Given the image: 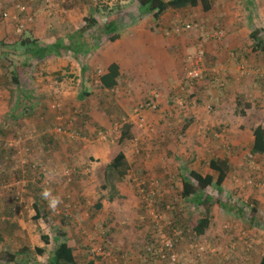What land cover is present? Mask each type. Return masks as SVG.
Wrapping results in <instances>:
<instances>
[{"label": "crops", "instance_id": "obj_1", "mask_svg": "<svg viewBox=\"0 0 264 264\" xmlns=\"http://www.w3.org/2000/svg\"><path fill=\"white\" fill-rule=\"evenodd\" d=\"M2 1L8 2V0ZM2 1L0 0V3ZM133 5L129 4V1H125L124 4H107L95 9L96 13L101 11L106 15L102 17V26L97 27L98 29L94 34L88 35L86 33L85 35L92 43L96 44V49L93 52L89 51L86 54L75 56L72 52L67 51L59 56L53 54L35 60L36 62H40L41 70H37L38 73H34L31 70L28 74V80L29 91L36 98V107L23 119L18 121L9 120L7 115L8 101L5 104L0 100V109L4 107V110L0 112V132L2 130L9 131V128L14 126V133L19 138H23V140L20 139V144L22 141V147L19 149H0L1 212L8 211L9 204L15 210L14 216L3 215L5 216L3 218L10 220L13 224L11 226L15 227H2L5 230V244H3L5 245V250L9 249L6 247L8 246V242L15 241L21 243L26 237L23 219L27 217L22 216V210L29 209V206L33 205L34 209L32 208L29 211V215L35 214L34 216H39V218L43 219L44 216L38 213V207L44 213L43 215L50 218L45 207H43L44 204L48 205V201L39 198L43 190L50 189L51 195L54 197H61L62 195L67 197V199H61L58 209L55 210V213L59 214L61 208L64 210L66 208L67 210L72 202L79 199L81 195L88 193L86 190V180L81 176L87 174L88 171L94 172L92 164L94 159L90 155L91 150L87 152V145L85 149L76 147L75 149L69 150L61 147H48L47 142H43L44 132L39 131L44 130L52 122L50 119L51 114L42 109L44 107V100H40L35 96L38 90H46L47 93L61 91L60 96L64 99V102L69 101L68 104H65V109L69 112L68 115H70L71 108L74 106L73 102L77 99L76 97L72 98L73 96L71 95L74 93V95L76 94V96H79L83 100L82 94L90 92V95L87 97L91 98V100L89 101V105L84 100L86 104L81 109L83 112V121L79 123V126L83 125L86 127L88 125H95L100 129L103 127L108 128L109 125L111 127L116 125L117 127L119 126L120 137L123 124H137L142 128V134L131 141H138L139 139L148 137L162 144L165 140H171L174 143L170 142L167 147L160 145L159 147H155L154 150L158 149L156 151L158 153H160V150H164L166 155H188L194 163L199 161L200 157L204 158V162L207 165L205 172L201 168H196V165L194 167L185 166L190 171L196 170L202 174H213L217 177L216 171L210 165L211 160H227L228 176L224 182V187L227 181L233 180L231 174L233 175L235 171L245 172V164L242 161H239L237 164L231 156L246 158V153L250 151L254 139L253 129L261 124L264 126V122L260 121L255 123L250 118V116L255 117L260 114L257 111L259 107L261 109L260 112H264V77H262L264 76V0H249L246 4H238L237 6L239 8L237 9L240 10V13L237 12V9H230L231 11H235V17L231 18L227 23L229 34L225 38L224 44H221L219 47L211 45V43L209 45L206 44L209 51L207 56L212 61L226 62L227 67L225 68L228 69L223 75V77H226V85L224 88L218 87L212 83L211 79L204 78V76L197 82V88L195 89L196 104L191 105L189 103L191 107L185 106L184 108L179 105V97L185 93L183 89L185 83V57L187 58L191 54V48H194L192 38L179 37L173 29L172 32H169L167 23L170 21L167 17L172 20L171 13L165 16L159 26H156L152 13H141L139 4L136 6L138 10L136 12L133 10L135 7ZM11 9L10 11H14L13 8ZM180 11L177 10L174 14L179 16ZM247 12H254L253 16L256 23L251 28H245L246 23L248 25L251 23L249 21L252 20L249 14L246 15ZM107 13H111V17L115 18L116 30L114 34L118 35V39L115 41L109 39V34L99 32L104 30L106 22L110 21L108 19L111 17L108 18ZM94 17L100 23L98 18L100 16L96 14ZM173 22H170L171 26ZM66 23L64 22L63 24ZM54 25L56 24H53L52 27ZM81 27L78 26L71 30L67 29L68 27L62 28V31L58 35L52 38L48 37L46 43H54L58 39L66 43L71 36L74 37V31ZM255 29L260 30V36L263 40L262 46L259 49L254 48V43L251 38V33ZM231 50L236 52L237 58L246 64V66L256 68L252 72L254 73L253 76H249L251 70H248L247 74L239 71L238 67L234 65L235 59L232 57L234 56L233 52H231V59H228L227 53ZM31 60L33 61V59ZM112 62H117L121 66V78L119 85L109 90L101 87L99 84V76L106 72L107 67ZM255 73H260V75ZM0 86L5 87L3 83L1 84V81ZM5 90L0 88V95ZM209 94L210 96L216 97V108L219 113L218 117H216L218 118L217 120L213 119L210 121L215 131L201 129L205 126L204 123L210 124L204 117L205 105H203V103H207V96ZM45 97H48V95L41 92L40 98ZM150 98L156 100L158 108L145 111L143 118L137 119L135 116V107L138 103L147 101ZM77 105L81 107L82 101L77 102ZM241 108L244 109V113L246 114L238 113ZM88 116L90 117V123L87 120ZM201 131H206V134H203ZM218 132L221 133H219L220 136L225 137L227 143V146L224 144L225 149L224 151L222 150V154L220 153L222 149L221 142L217 143L218 146L213 145L212 147V144L216 143L215 140L217 137H215V133ZM178 139L198 141L200 144L206 143L208 148L200 146L188 151L187 148H181L176 145ZM17 144H19L18 141ZM109 151L104 156L100 155V157H97L98 155L96 156L91 152L96 160L99 161L98 163H102L96 167L97 172H100L102 167L104 171L105 168L106 170L111 169L107 166ZM60 157L66 159L64 160ZM205 157L208 158L205 159ZM64 162L68 164L65 165ZM89 164L90 167L88 168ZM66 170L70 171L69 175H65ZM96 170L95 173H97ZM30 173H34L32 180H30ZM184 175L186 176L187 172L181 173L180 180H177L176 184H174L176 187L180 186L182 188V177ZM22 180H27L29 183ZM166 183H164L165 187H167ZM96 186L98 187V185ZM102 186L104 187V184L101 185V188ZM114 187L119 190V192L115 193V198L119 195L131 197L130 194H134L132 189L127 186L126 188H122L119 183L109 186V191ZM216 190L218 191L217 188ZM182 199L185 204L181 200L177 202L182 206V209H184L187 203L193 206L194 210L198 209V211L203 212V207L205 206L199 202H193L183 197ZM222 200L226 201L230 205V208L224 209L220 214L219 220L204 235L200 236V239L202 237H211L212 239L209 244L212 245H219V241L225 238L222 236L224 231L221 227L222 220L228 224L232 216L243 215L237 207L231 205V201ZM14 201L16 203L13 205L12 203ZM102 205L103 207L101 209L106 211V214H110L112 219H116V216H125L128 212V209L121 210L120 206L117 212L118 204L114 209H111L112 211H107L108 205H106L105 200H102ZM82 207H84V204H79L78 210ZM205 213H207V209L204 211ZM86 214H82V219H86ZM204 214L199 215V218H202ZM71 215L78 218V214L75 212ZM102 216L98 215L95 217V220L100 219ZM81 227L82 225L80 223ZM114 228L116 227L113 226ZM117 230L118 227L115 231ZM63 233L64 236L62 238H59L57 235L55 244L59 241L66 240L78 252L85 251L81 247V237L77 238L75 236L74 239L69 229ZM114 233L116 234L117 232ZM42 235L52 236L48 231ZM42 235L40 238L44 241ZM227 238L229 237L227 236ZM76 240L79 241V247L74 245ZM118 244H124L123 237ZM36 246L46 249L50 244L38 242ZM250 246L252 247V245ZM21 248L19 247L15 251H9L15 253ZM33 248L35 249V245ZM128 250H132L130 245ZM215 250H218L221 254L222 249L217 247L212 251ZM218 252H216L217 255H219ZM216 253L212 256V259L217 256ZM236 255H239V252ZM236 255L232 257V260L228 259L224 264H238L241 256L239 255L237 259ZM207 263L220 264L219 261L213 262L211 259ZM95 264H98L96 260Z\"/></svg>", "mask_w": 264, "mask_h": 264}, {"label": "rangeland", "instance_id": "obj_2", "mask_svg": "<svg viewBox=\"0 0 264 264\" xmlns=\"http://www.w3.org/2000/svg\"><path fill=\"white\" fill-rule=\"evenodd\" d=\"M18 1L27 5V9L34 14L35 17L34 22L28 24L23 32L18 31L15 22L8 21L4 18L1 9L8 8L12 10L11 8H13L14 4ZM125 1H129V4H134L133 6L135 7L133 10L138 12L136 8L138 3L136 0H55V4L51 7H46L37 0L2 1L3 4L0 3V81L5 87L0 86V88L6 90L0 95V100L6 104L9 99L8 89L15 87L10 80L12 71L23 62H29L30 56L24 54L26 46H22L20 43L23 39L31 38L46 43L48 37L52 38L58 35V33L62 31V28L68 27L67 29L71 30L78 26L84 27L91 22V17L98 14L100 16L98 17L100 23H97V25L87 31L88 35L94 34L98 29L97 27L100 25L102 26V17L106 15L103 12L96 13L95 9L107 4H124ZM238 4H241L239 0L236 2L235 0H217L216 9L205 12L200 7H190L180 11L179 16L174 14V11L171 13V19L176 22H173L167 17L170 22H173L172 26L170 22L167 23L169 32H172L173 29L179 37L184 36L186 38H192L194 48H191V54L202 44L206 52V64L209 68V72L204 78L207 77L211 79L212 83L222 88L226 85V77H223L228 69L225 68L227 67L226 62L212 61L207 56L209 52L207 45L211 43V45L219 47L221 44H224L225 38L229 34L227 23L231 18L235 17V11H231L230 9L239 8L237 6ZM237 12L240 13V10L237 9ZM12 13H14V11ZM248 14L252 17V20L249 21L251 23L248 25L246 23L245 28H251L256 23L253 16L254 12H247L246 15ZM64 22L67 23L63 24ZM183 23H189L191 28L188 30L185 29ZM53 24L56 25L52 27ZM218 28L224 29V36L221 40L212 37L213 32L216 31L214 29ZM231 52L233 51L231 50L227 53L228 59H231ZM233 53L234 56L232 57L235 59L234 65L238 67L239 71L247 74V71L251 70L249 76H253L254 73L252 72L255 71L256 68L246 66V64L242 63V61L237 58L236 52L234 51ZM185 59V62H187L188 57H185ZM242 66L245 67V71H242ZM31 70H33L34 73H38L37 70H41L40 62L33 60L30 71ZM255 74L260 75V73ZM28 76L29 75H27V77ZM41 92L46 93L48 97L40 98ZM60 92L61 91L47 93L46 90H38L37 94H35L38 99L44 100V107H42V109L51 114L50 119L52 123L44 128V130L39 131H42V133L44 132L43 134L46 136L43 142H47L48 147H61L69 150L75 149L76 147L85 149L87 145V152L91 150L96 156L98 155L97 157H100V155L104 156L109 151L110 147L118 142L119 126L113 125L111 127L109 125L108 128L103 127L104 129H98L95 125H88L86 127L83 125L79 126V123L83 121V112L81 111L83 106L80 105L81 107H79L77 102L82 99L76 96V94L74 95V93L71 95L73 96L72 98L76 97L77 99L73 102L74 106L71 108L70 115H68L69 112L65 109V104H68L69 101L64 102V99L60 96ZM209 96L210 94L207 96V103H203V105H205L204 117L211 125L204 123L205 126L201 129L209 131L211 129L215 131L210 121L213 119L217 120L218 118L216 117H218L219 113L216 108V97L212 95ZM181 98H183V101H186L184 105H181L179 102L182 108L185 106L191 107V105L196 104L195 94L191 97L189 92H185L182 96L180 95L179 101ZM192 99L194 102L190 105L189 101ZM90 100L91 98H86L88 103ZM55 104L59 105L55 107ZM3 110L4 107L0 109V112ZM260 110L259 107L257 111L260 114L257 116H250L255 123L260 121L264 122V112H260ZM66 115L68 116L66 117ZM87 120L90 123L89 116ZM201 132L206 134V131ZM219 133L220 132L215 133V137H217L215 140L216 143H213L212 147L213 145L218 146L217 143L221 142L222 149L220 153L222 154V150L224 151L225 149L224 144L227 146V143L225 137L222 135L220 136L221 133ZM20 139L23 140L22 137L19 138V136L14 133V126L10 127L9 131L2 130L0 132V149H19L22 147V141L20 144ZM6 141L12 143L9 145L10 148L5 147ZM17 141L19 144H17ZM170 142L174 143L171 140H165L160 144L159 141L152 140L148 137L139 139L138 141H130L125 148L127 158L131 163V171L127 179H121L116 172H112L114 170L108 169V171L105 168L104 171L103 167L100 172H97L96 167L102 163H98L99 161H97L90 152V155L94 159L92 163L94 172L88 171L87 174L81 176L86 180V190L88 193L81 195L79 199L72 202L67 210L66 208L65 210L61 208L59 214H56L47 204H44L43 207H45L50 218L44 216L42 219L39 218V216H34L35 214L29 215V211L32 210V208L34 209L33 205L29 206V209L22 210V216L27 217L23 219L26 237L21 243L15 241L8 242V246L6 247L9 249L7 250L15 251L19 247H30L26 259L30 261V263L43 264L46 262L47 255L50 254L55 245L57 235L61 234L62 238V233L69 229L74 239L75 236H77V238L81 237V247L85 249L83 256L78 252L79 264H84L87 259L92 257L95 258L98 264H208L207 262L210 259L213 262L219 261L220 264H224L228 259L232 260V257L236 255L237 252H239L241 256L238 264H259L261 258L264 256V227L260 225L259 222L253 224L250 215L255 214L252 212L254 205L259 210V213L264 216V157H251L249 156L250 151L246 153V158L231 156L233 161L237 162V164L239 161L245 164V172L235 171L233 175L231 174L233 180L227 181L222 193L218 192L214 187L208 189V194L231 201L233 203H231V205L234 207L244 208V214H239L236 217L232 216L228 224L222 220L223 224L221 223V227L224 230L222 236L225 238L219 241V245H212L209 244L212 239L211 237H202V239H200L190 226L193 220L191 217L192 214L196 213L201 216L204 214V211H206V208L203 207V212H200L198 209L194 210L193 206L186 203L184 207L185 210L182 209V206L177 203L179 200L184 203L182 199V190L180 186L176 187L174 185L177 180H180L181 173L187 172L188 174V172H190L185 166L194 167L196 165V168H201V170L205 172L207 165L202 157H200L199 161L194 163L188 155H166L164 150H160V153L156 152L158 149L154 150L155 147H159L160 145L167 147ZM176 145L181 148H187L188 151H191L194 147L200 146L208 148L206 143L200 144L198 141L183 139H178ZM60 158L66 159L64 157ZM207 158L208 157H205V159ZM64 164L67 165L68 163L64 162ZM69 167L72 168L71 166ZM89 167L90 164L88 165V168ZM95 170L97 173H95ZM29 176L31 178L30 180H32L34 173H30ZM77 179L79 178L77 177ZM253 179L255 184H247L249 180L253 181ZM149 180L160 181V191L158 188V191L152 194L150 192L154 189L143 188L141 183L145 181L149 184ZM22 181L29 183L27 180ZM165 182H167V187L164 186ZM116 183H119L122 188H126V186L129 187L134 191V194H130L131 197L119 195L115 198V193L119 192V190L114 187L109 191V186L112 184L116 185ZM103 184L104 187L102 186L101 188ZM96 185H98V187ZM168 191L169 193H167ZM39 198H42V196ZM99 198L106 201V205H108L107 211L109 212L112 211L111 209H114L117 204V212L119 211V206L123 211L128 209V212L125 216H116V219H112L111 215L106 214V211H103V209L99 210L94 208L93 205ZM60 199H67V197L62 195ZM118 200L120 201L117 202ZM15 201L12 203L13 205L16 203ZM79 204H84V207L80 210H78ZM8 207V211L2 213V206H0V253L5 250V245H3L5 244V230L2 227L7 226L15 228L11 226L13 224L10 220H5V218H3L5 217L3 215H15L13 206L9 204ZM73 212L78 214V218L71 215ZM84 213H87L85 216L86 219H82V214ZM154 214H158L162 219L156 218ZM247 214H249V216H247ZM98 215L103 216L95 220V217ZM80 223L82 225L81 228ZM113 226L116 228L118 227V230L115 231L116 228L113 229ZM158 227L163 228L162 233H159ZM174 230L181 232L178 236L179 240L176 245L177 252L180 255L179 262L171 263L168 259L152 255L147 251L148 247H158L156 243H164L167 237L173 235ZM46 231L51 234L52 231H54V233L50 237V246L45 249L47 253L45 256L44 254H39L33 247L34 245L36 247L38 242L46 244V242L42 241L40 238ZM114 232L117 233L115 234ZM227 236L229 238H227ZM122 237L124 238V244L119 245L118 242ZM226 241H228L227 244ZM222 243L224 244L221 245ZM74 245L79 247V241L76 240ZM129 245L133 251L128 250ZM250 245H252V247ZM94 247H99L102 251L107 252L109 254L107 258L104 259L103 256L97 255L93 251ZM201 247H203V249H201ZM217 247L222 249L221 254L218 250L212 251ZM88 250H90L91 254ZM216 252H218L219 255H217ZM215 253L217 256L212 259ZM239 255H236L237 259ZM0 264H6V262L0 259Z\"/></svg>", "mask_w": 264, "mask_h": 264}, {"label": "trees", "instance_id": "obj_3", "mask_svg": "<svg viewBox=\"0 0 264 264\" xmlns=\"http://www.w3.org/2000/svg\"><path fill=\"white\" fill-rule=\"evenodd\" d=\"M41 2L46 7H51L55 4V0L53 5L48 6L45 3V0H37ZM139 4V9L141 13H152L155 18L156 26H159L161 22L164 20L165 16L169 13H172L177 10H185L190 7H200L203 11L207 12L212 9H216L217 0H136ZM249 0H239L242 4H246ZM23 3L18 1L14 4L13 10H16V4ZM3 4V2L1 3ZM4 6V5H3ZM2 14L4 12H13L10 11L8 8H1ZM100 10V9H99ZM101 12V11H100ZM112 12V11H111ZM108 18L111 17V13H107ZM29 17H32L33 20L29 21ZM8 21L15 22L18 27L17 21L9 18L6 19ZM20 20L24 23L25 29L28 24H32L35 20L34 14H32L28 9L26 12L20 14ZM91 22L81 27L78 30L74 31V37L71 36L68 41L65 43L61 39L56 40L54 43H45L36 39H23L20 43L22 46H26L24 50L25 55H29L30 59L29 62L25 61L12 71V77L10 78L11 83L15 85L14 88H9V99L7 105V115L9 120L11 121H18L23 119L32 109L36 107V98L31 95L29 91V80L27 75L30 72L32 60L45 58L49 55H62L65 52L69 51L72 52L75 56L79 54H86L89 51L93 52L96 49V44L92 43L88 38L85 37L86 33L90 28L97 25L98 21L95 17H91ZM105 24V28L101 32L102 34H109V39L111 41H115L118 39V35L114 34L116 30V22L115 18L111 17L108 19ZM189 24V23H188ZM186 23H183L185 26ZM191 26V25H190ZM214 30H222L224 29L218 28ZM215 32V31H214ZM214 38V37H213ZM251 38L254 43V48L259 49L262 46V38L260 36V30L255 29L251 33ZM202 46V44L200 45ZM199 46V47H200ZM203 47V46H202ZM187 63V62H186ZM186 66V64H185ZM121 78V66L117 62H112L106 69V72L102 73L99 76V84L104 89H114L119 85V81ZM90 92H85L82 94L83 100L82 104H86V98L90 95ZM141 103V102H140ZM138 103V105L140 104ZM82 105V106H83ZM89 105V103H88ZM138 105L136 107H138ZM240 106V103H239ZM135 107V108H136ZM241 114L244 113V109H239ZM142 134V128H140L137 124L134 123H125L122 126L120 137L118 138V142L114 144L109 153H108V162L107 166L114 170L118 174L121 179H127L131 171V164L127 158L125 148L127 144L133 140L138 138ZM253 143L250 148L249 156H259L264 157V126L258 125L253 129ZM46 136L43 137L45 139ZM7 142V141H6ZM5 142V143H6ZM5 147L10 148L9 146ZM212 169H214L217 173V177L213 174H202L196 170H191L189 174L182 177V197L187 198L193 202H199L203 206L206 207L207 213L203 215L202 218H199V215L194 213L192 214L193 220L190 223L191 228L193 231L200 237L204 235L208 229L216 223L219 218L220 214L224 209L230 208V205L222 200L219 197H214L207 193L210 187H214L218 189V192L222 193L224 189V182L228 176V161L222 159H213L210 163ZM251 185L255 184L254 179ZM250 184V183H247ZM161 182L158 180H149V184L144 181L142 184L143 188L145 189H154L152 194L160 191ZM160 196V195H159ZM156 197V196H154ZM154 203V201H153ZM95 209H101L102 199H97L95 204L93 205ZM38 213L42 216L44 213L37 207ZM238 210L244 214V208L238 207ZM252 212L255 213L254 215H250L251 222L256 224L257 222L260 223L264 227V216L259 213V210L256 206L253 205ZM249 216V214H247ZM54 231H52L53 235ZM64 236V233H62ZM61 238V234L58 235ZM43 240L46 243L50 242V235H42ZM156 246L160 247L159 243H156ZM147 249V248H146ZM39 254L47 255L46 251L42 247L36 246L35 249ZM177 250V249H176ZM30 251V247H23L18 252L12 253L8 250L2 251L1 258L6 262V264H36L30 263L26 259L27 254ZM148 251V250H147ZM146 253L148 254V252ZM85 252V251H84ZM90 252V250H88ZM83 256V252H80ZM91 254V252H90ZM93 254V253H92ZM78 251L74 247L70 246L66 240L59 241L55 244L54 248L47 255V260L43 264H79L78 259ZM84 264H95V258L92 257L87 259ZM259 264H264V256L261 258Z\"/></svg>", "mask_w": 264, "mask_h": 264}, {"label": "built area", "instance_id": "obj_4", "mask_svg": "<svg viewBox=\"0 0 264 264\" xmlns=\"http://www.w3.org/2000/svg\"><path fill=\"white\" fill-rule=\"evenodd\" d=\"M46 5L51 6L54 3V0H45ZM27 11V5L24 3H18L16 4V10L14 13L10 12H4L3 16L5 19H13L17 21L18 23V31L23 32L25 30V25L23 22L20 20V14L24 13ZM33 18L29 17V21H32ZM191 26L190 24L185 25V29H190ZM224 36V32L222 30H216L213 32L212 37H214L217 40H221ZM243 70L245 69L244 66H242ZM209 72V68L207 67L206 64V52L204 47L200 46L198 47L194 53L190 54L187 59V63L184 69V87L183 89L185 92H189L191 94V97L195 94V89H196V84L197 82L202 79L207 73ZM224 84V83H222ZM186 101H183V98L180 99V104L184 105ZM190 104L193 103V99L189 101ZM59 104H55L54 106H58ZM158 108V103L156 102L155 99L150 98L147 101H142L138 107L135 109V116L137 119H142L145 111L149 109H157ZM6 146L11 145L12 143L6 142ZM251 157H253L251 155ZM70 171L66 170L65 175H69ZM248 183H253L252 180H249ZM144 184L141 183V185ZM156 218L162 219L161 216L158 214H154ZM159 233H162L163 228L158 227ZM181 232H178L177 230L173 231V235L171 237H167L164 240V243L160 244V247H148V251L152 255L159 256L163 259H168L171 263H177L180 261V255L176 250V245L178 242V236L180 235ZM203 249V247H201ZM93 251L97 255H101L104 257V259L107 258L109 255L107 252L102 251L101 248L99 247H94Z\"/></svg>", "mask_w": 264, "mask_h": 264}, {"label": "clouds", "instance_id": "obj_5", "mask_svg": "<svg viewBox=\"0 0 264 264\" xmlns=\"http://www.w3.org/2000/svg\"><path fill=\"white\" fill-rule=\"evenodd\" d=\"M41 196L44 200L48 201V206L51 210L55 211L58 205L61 203V199L58 196H52L50 189H45L41 192Z\"/></svg>", "mask_w": 264, "mask_h": 264}]
</instances>
